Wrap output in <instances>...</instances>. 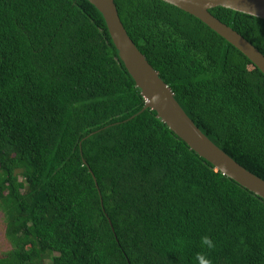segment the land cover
Instances as JSON below:
<instances>
[{
  "label": "trees",
  "instance_id": "16d2710c",
  "mask_svg": "<svg viewBox=\"0 0 264 264\" xmlns=\"http://www.w3.org/2000/svg\"><path fill=\"white\" fill-rule=\"evenodd\" d=\"M116 5L188 116L264 180V73L163 0ZM210 12L264 54V19ZM145 107L88 0H0V264H264V199Z\"/></svg>",
  "mask_w": 264,
  "mask_h": 264
},
{
  "label": "water",
  "instance_id": "95a60500",
  "mask_svg": "<svg viewBox=\"0 0 264 264\" xmlns=\"http://www.w3.org/2000/svg\"><path fill=\"white\" fill-rule=\"evenodd\" d=\"M104 16L110 36L126 69L146 100L144 109L157 112L159 118L200 157L217 171L264 199V180L251 173L214 144L188 116L173 90L160 77L146 56L129 36L116 0H88ZM195 16L247 56L264 73V54L210 11L224 7L264 19V0H163ZM157 97L159 99L157 100Z\"/></svg>",
  "mask_w": 264,
  "mask_h": 264
},
{
  "label": "rangeland",
  "instance_id": "374dc122",
  "mask_svg": "<svg viewBox=\"0 0 264 264\" xmlns=\"http://www.w3.org/2000/svg\"><path fill=\"white\" fill-rule=\"evenodd\" d=\"M11 250V246L6 239V223L3 212L0 210V255Z\"/></svg>",
  "mask_w": 264,
  "mask_h": 264
},
{
  "label": "clouds",
  "instance_id": "9594fccd",
  "mask_svg": "<svg viewBox=\"0 0 264 264\" xmlns=\"http://www.w3.org/2000/svg\"><path fill=\"white\" fill-rule=\"evenodd\" d=\"M159 99V97H157V100ZM204 243L209 245L211 247V241L208 238L204 239Z\"/></svg>",
  "mask_w": 264,
  "mask_h": 264
}]
</instances>
